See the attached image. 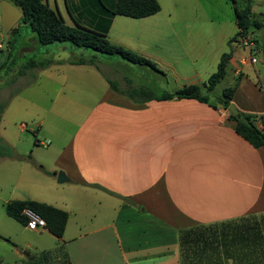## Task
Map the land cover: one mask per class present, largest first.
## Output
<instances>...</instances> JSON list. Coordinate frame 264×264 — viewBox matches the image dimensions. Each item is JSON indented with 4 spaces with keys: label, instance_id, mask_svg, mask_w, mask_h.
<instances>
[{
    "label": "crops",
    "instance_id": "crops-1",
    "mask_svg": "<svg viewBox=\"0 0 264 264\" xmlns=\"http://www.w3.org/2000/svg\"><path fill=\"white\" fill-rule=\"evenodd\" d=\"M43 1L67 25H105L99 0ZM109 1L110 7L100 0L113 8L116 0ZM151 16L126 22L131 18L115 15L106 37L153 68L66 44L42 46L21 17L6 32L0 69L13 64L11 85L24 86L15 93L17 107L23 94L31 100H24L29 111L22 109L38 130L34 145L51 149L47 167L40 165L44 183L30 180L34 190L20 200L63 210L67 221L59 239L18 223L20 233L48 243L36 248L38 258L16 246L11 253L18 261L0 251V264H264V147L237 135L228 111L210 98L161 99L186 85L202 88L223 53L210 55L215 71L205 75L203 52L193 54L172 33L187 25L144 23ZM230 50L228 63L239 77L230 103L238 112L264 115V84L256 87L258 99L241 98L240 91L247 95L255 87L242 71L248 64H239L243 51ZM132 90L145 94L131 99L126 93ZM17 128L25 130L22 123ZM58 172L67 181L53 192ZM20 183L27 188L19 174Z\"/></svg>",
    "mask_w": 264,
    "mask_h": 264
},
{
    "label": "rangeland",
    "instance_id": "rangeland-1",
    "mask_svg": "<svg viewBox=\"0 0 264 264\" xmlns=\"http://www.w3.org/2000/svg\"><path fill=\"white\" fill-rule=\"evenodd\" d=\"M157 1L160 10L155 15L146 19L147 21H144V23L148 25L168 24L175 26L186 24L187 27L182 26L172 33H177L179 35L178 38L182 40L183 47L193 54L196 50L203 52L199 63L204 64L205 72L203 73H206L205 75L215 71V66L209 62L211 54L218 51L220 53L228 52L230 47L237 46L236 43L229 44L230 38L237 32L234 19V6L240 9L247 4L250 5L253 18L260 23L258 29L252 28L250 32L253 33L254 38L259 42L262 41L261 37H264V0H234V2L233 0ZM105 3L109 7L112 5L109 0H105ZM64 18L67 23H70L67 15ZM125 21L141 22L140 20L133 21L132 19H126ZM140 32L144 33L142 29ZM166 32L168 35L171 33L169 31ZM6 36L7 34L2 31L0 58L6 54ZM167 41H170L168 37ZM66 45L69 44L66 43ZM78 49L93 54V51L90 49ZM254 56L257 59V63L244 66L242 71L245 78L248 76V80L255 87V91H251L250 93L246 89L247 95H245L246 91L245 94L240 91L241 98L245 96L251 97L252 101H254V98L255 100L258 99L259 93L256 88L258 83L264 84V55L254 54ZM5 66L0 69V90L5 88L7 92L0 97V106H4L5 102L7 104V99H9L10 105L0 123V157H2L0 158V251L14 257L11 252L14 246H16L22 253H30L35 256V253H37L36 248L46 246L47 240L39 238V235H34L30 232L20 233L22 227L6 215L4 203L11 199H23L27 194L32 193L34 189L30 188V180L44 183L40 165L47 167L45 163L50 158L51 149L34 145V138L38 130L34 128V120L30 118L32 114L27 115L22 109L23 107L29 111V105L26 101L30 103L31 100L23 94L24 98L22 97L21 99V102H23L22 107L21 105L17 107L21 96L19 97L15 93L22 88L24 89V86L18 80L16 85H11L10 78L13 75L11 74L13 64L6 62ZM238 79L239 77L233 73V65L229 62L226 67L225 77L216 85L209 98L215 101L214 97L220 96L224 88L228 86L236 87ZM21 123L24 127L23 129H25L22 132L17 128ZM19 174L24 177V183L27 185V188L23 187V183L16 186L15 180H17ZM62 186L64 185L54 183L52 191L61 190ZM27 242L31 245L30 247H26ZM14 258V260L18 261L16 257ZM35 258L38 257L35 256ZM24 261L25 264H29L28 261Z\"/></svg>",
    "mask_w": 264,
    "mask_h": 264
},
{
    "label": "trees",
    "instance_id": "trees-1",
    "mask_svg": "<svg viewBox=\"0 0 264 264\" xmlns=\"http://www.w3.org/2000/svg\"><path fill=\"white\" fill-rule=\"evenodd\" d=\"M11 1L22 12L20 21L29 27L37 42L42 46L68 43L72 47L90 49L95 53L103 55L119 56L127 62L147 65L153 68V64L142 56L123 47L111 44L106 37V32L110 19L115 15L140 19L156 14L160 10L157 0H116L113 8L105 7L100 0L97 1L105 17V25L101 30L65 24L61 16L44 3L43 0ZM233 8L237 32L230 38L229 44L234 43L239 34L248 33L252 28L258 29L260 27V23L252 16L249 4L240 9L236 6ZM261 47L264 54V43H261ZM231 54L232 51L229 50L220 56L216 71L203 84L202 88L205 92L198 85H186L172 93L166 92L161 96V99H194L199 102L208 103L214 88L226 75V67ZM91 62L93 61L91 60ZM78 63H84V61L81 60ZM29 64L30 68L36 66L35 61H30ZM108 83L115 92L124 94L112 81ZM234 91L235 86L224 88L220 96L214 97L215 103L226 110L231 102ZM140 94L144 95L145 93L141 90H132L126 93L131 99L134 98V95ZM4 108L5 105L0 106V113ZM228 117L235 122V132L237 135L254 148L264 147V115L256 116L238 112L234 116L228 112ZM4 207L6 215L21 225L26 226L27 217L22 211L27 209L45 221V228L51 235L58 239L63 235L67 221V213L63 210L34 200H11ZM62 264L70 263L65 261Z\"/></svg>",
    "mask_w": 264,
    "mask_h": 264
},
{
    "label": "built area",
    "instance_id": "built-area-1",
    "mask_svg": "<svg viewBox=\"0 0 264 264\" xmlns=\"http://www.w3.org/2000/svg\"><path fill=\"white\" fill-rule=\"evenodd\" d=\"M1 34H2V27L0 21V41L2 38ZM234 43H236V45L243 51V54L239 58L240 65L255 64L257 63V59L255 58L254 54L264 55L262 51L261 43L254 38L252 32L239 34L236 37V41ZM0 49H2L1 42H0ZM260 89L264 94V86H261ZM39 143L42 144L43 146L46 145V143H41V142ZM22 213L27 217L26 227L29 230L36 231L38 229L45 228V221L36 214H34L33 212L24 209Z\"/></svg>",
    "mask_w": 264,
    "mask_h": 264
},
{
    "label": "water",
    "instance_id": "water-1",
    "mask_svg": "<svg viewBox=\"0 0 264 264\" xmlns=\"http://www.w3.org/2000/svg\"><path fill=\"white\" fill-rule=\"evenodd\" d=\"M22 17L21 10L9 0H0V21L2 31L6 33L15 22ZM231 115H237L238 111L232 103H230L226 109ZM57 183H63L67 181L62 172H58L56 177Z\"/></svg>",
    "mask_w": 264,
    "mask_h": 264
}]
</instances>
